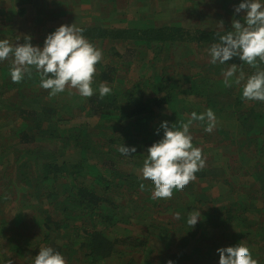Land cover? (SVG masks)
<instances>
[{
  "label": "trees",
  "instance_id": "trees-1",
  "mask_svg": "<svg viewBox=\"0 0 264 264\" xmlns=\"http://www.w3.org/2000/svg\"><path fill=\"white\" fill-rule=\"evenodd\" d=\"M95 11H98L97 2L94 4ZM60 14L66 15L67 13L61 10ZM80 28L83 29V35L97 49H99L98 45L102 43L106 45L104 41L111 42L121 38L126 43V50L151 52L152 60L155 63L162 64V68L155 74L154 85L151 84L150 79L148 80L153 90L145 95L142 92V87L138 85L127 87L123 82V79L129 75V69L117 67V63L104 66L100 61L96 65L97 70L92 84V87L96 89L94 95L90 98L83 97L81 99L84 105L81 106L79 111L86 112L83 113L84 115H80L83 119L73 121L72 125L64 126L65 121H67L64 112L72 109V106L66 104L64 110L58 105L59 100L49 99L51 90L40 87L41 74L33 67L31 78L26 74L21 83L15 84L10 76L14 57L10 56L7 60L0 61V80L2 81L0 94L6 91H16L10 97L14 100L11 102L12 106L4 108V110L0 108V119L3 121L9 119L20 121L18 126L14 125L13 128L3 131L2 136L8 138L7 140H14L15 142L11 145L20 143L23 146L21 151H17L18 154L13 156L14 160L10 159L3 173L0 172V174L8 188L16 178L11 170L17 165L21 179H19V184L16 183V186L19 185L22 189L21 193L27 198L32 197L30 201L35 202L34 196L36 193L38 194L40 203L38 212L41 214L44 228V235L35 243L36 247L32 252L24 247L23 249L16 248L14 253L23 264H33L32 257L38 254L41 245H46L60 252L65 257L66 264H143L141 260L146 262L149 257L146 253V246L151 245L154 238H145V236L140 237L139 235L130 236L124 232L112 235L107 232L132 219V215L125 213V211L129 209L130 203H133L135 195L140 192L139 188L144 186L143 181L140 178L138 179L135 173L126 171L123 166H142L147 156V149L163 137V130L160 128L162 122L165 121L160 119L163 108L172 106V102L179 98L181 94L199 93L201 91L200 84L207 82L204 78L201 83H198L192 75H189L188 78H180L182 75L176 72L179 67L176 58L182 55L180 53L182 47H201L202 45V47L208 48V46L220 43L219 37L226 35L228 32L223 30L206 31L200 28L187 29L175 25L144 30L114 29L112 25L107 28V24L104 22ZM30 37L33 44H42L41 41L38 42V39H40L39 33H31ZM19 39H23V36ZM135 40L140 41V43L132 44L129 42H136ZM139 53L142 54L143 52ZM112 56L123 58L122 53L120 56H117V54ZM235 60L236 58L229 62L233 64ZM193 61L194 59L188 60L187 65L189 67L192 64L195 65ZM226 63L228 62L222 65H226ZM256 63L257 67L249 65L250 69L248 70L243 64H237V66L240 65L250 75H253L264 70V62L257 58ZM8 65H10V68ZM104 82L107 83L111 92L101 99L99 85ZM32 86L37 89H33ZM27 91L31 93V97H43V101L38 104L40 110L21 107V104L25 103V96L20 95ZM242 100H244L242 92H238L236 105L240 106ZM206 102L207 106L211 105L210 98ZM183 103L184 101L181 99L174 105L177 106L175 109L177 113L183 114L181 111ZM251 107H256L259 110L246 109V112L259 111L260 114L256 115V118L262 119L264 124V102L252 101ZM226 108L228 107L219 105L216 109H211L224 113L227 110ZM191 111L192 113L195 112V110ZM92 117H96L97 121L100 120L101 122H96L94 125L86 123ZM173 118L166 120L170 127L172 125L179 127L181 123H185L180 120L181 117ZM236 119L240 124V128L246 131L244 137L247 138V141L241 142L242 144L236 146L237 149L233 151L235 164L218 168L216 172L218 175L224 174L226 170L233 168V171L229 174L231 177L226 180V184L230 189L226 196L233 197L235 195L237 199H241V197H244L242 185L250 181L243 174L249 173L252 169L253 172L248 175L252 177L254 172H258L261 167L264 171V163L261 161V164H255L250 170L240 169L238 168L241 162L240 151L243 152V149L252 151L253 145L258 147L256 140L264 132V127L260 131L258 127L250 122L251 117L247 118L244 115H239ZM194 123L204 126L207 122L197 120L193 121L190 126V131L194 133L193 145L201 146L199 149L202 150L203 155H206L205 150L209 149L206 144L207 142L210 144L215 142L218 137L217 131L204 133V135L194 139L199 132ZM158 131L159 134H157ZM229 133L220 134L217 143L225 144L224 142L230 141V143L235 142L236 145L240 142L235 138L233 139L236 141H233ZM123 145L130 149L135 148L136 151L124 154L119 150ZM210 148L214 151L212 147ZM260 149L264 150V146H260ZM140 150L146 152L141 154L139 153ZM237 150L240 151L236 152ZM71 153L77 155V157L79 156L77 162L68 159ZM29 155H34L33 160H36V165L28 162L27 157ZM25 159L27 160L25 161ZM19 161L20 164H17ZM206 167L202 171H204L203 174L208 175L210 168ZM198 174H195L196 177H202L201 174ZM84 179H91L92 182L88 184ZM192 185L193 181L188 184L190 187ZM153 188L154 185L149 187V189ZM189 195L186 192H180L178 201H181L183 212L174 220L170 219L172 216H168L166 221L172 227L169 226L168 235H161L158 238L159 241L164 242L165 245H170L172 239H176L174 234L188 235L187 240L193 241V245L187 244V246L191 245L190 249H184V251L178 253V256L186 260L197 252L203 254L205 251L210 250L213 261L208 260L207 264H219L218 245L226 239L216 236V241H212L213 246L210 248V246L201 244L207 238V235L201 234L202 232L208 234L211 230L218 231L221 227L231 226L232 229H237L238 232L235 233L241 236H238L239 240L230 243L228 247L234 246L243 240L250 248L252 258L257 264H264V220L249 216L248 212L251 208L249 203L240 202V200L235 201L240 202V204L234 202L233 205H239L238 213L231 216L227 213L231 212L232 209H225L224 207L215 209L212 212L215 223L212 225H207V221L211 219L209 215H200L197 220L198 223L191 227L187 223L188 213H191L189 209H192L186 203ZM6 196L0 194V199H4ZM128 196H132V198L121 201ZM160 200L154 199L151 195H147V198L144 199L145 202H150L158 209L161 204ZM168 200L163 199L164 203H167ZM183 200H185L184 203ZM172 202L174 201L172 200ZM166 211L168 214H172V212ZM126 215L129 217L127 221L124 219V216L127 217ZM147 220L149 224L146 227V234L150 235L151 231L148 232V229L150 230L154 224H159L151 218ZM212 235H217V233ZM254 237H257V239H254ZM256 243L259 245H256ZM11 255L13 256V253ZM11 255L6 253L8 258ZM194 264H200V260H196Z\"/></svg>",
  "mask_w": 264,
  "mask_h": 264
},
{
  "label": "rangeland",
  "instance_id": "rangeland-1",
  "mask_svg": "<svg viewBox=\"0 0 264 264\" xmlns=\"http://www.w3.org/2000/svg\"><path fill=\"white\" fill-rule=\"evenodd\" d=\"M87 1L88 0H0V40L7 39L9 40L10 44L15 47L18 44L25 43L26 37H30L31 33L37 32L39 33L40 38L38 39V42L41 41L42 44H33V42L31 43L33 46H39L42 48L47 36L62 25L71 26L75 24L76 27L80 28L93 26L98 22H104L107 24V28L108 26L112 25L114 26V29L144 30L149 28L157 29L162 26L169 27L171 25H175L178 27L182 26L187 29L200 28L206 31L223 30L230 32L234 31L232 28L233 20H240L243 23V17L246 15V13L243 11L240 13L235 12V8L238 7L239 4L243 2V0ZM95 2L98 3V11L94 12ZM259 2L264 5V0H259ZM61 10L66 11L67 14H60ZM22 36L23 39H19V37ZM118 39L119 38L111 42L104 41L106 45H104V43L98 45L103 54L101 63L104 66L117 63V67L120 66L121 68L129 69L128 77L123 79L125 85L127 87L138 85L143 88L142 92L145 95H148L149 91L153 90L151 88L152 86L149 85L148 80L150 79L149 81L152 85L155 84V74L161 70L162 64L155 63L152 60L153 56L151 52L146 53L144 50H126V43L124 40L121 38L119 40ZM129 42L132 44L140 43V41ZM211 46H208V48L202 47V45L201 47H182L180 52L182 55L176 58V61L179 64L176 72L179 73V75H182L180 78H188L189 75H192L198 83H201L204 78H206L207 82L200 84L201 91L199 93H189L187 95L181 94L179 98L172 102V106H174L179 100L181 101L182 99L184 101V103L181 105V111L183 114L177 113L175 111L177 106H170L168 108L164 107L161 111L160 119L166 121L173 117H181L180 120L186 123L189 119H191V110H195V113L197 112V114H203L207 111V109H216V107L219 105L228 107L226 108L228 112H226V110L224 113L213 110L217 121L214 130L217 131L218 137L220 134L224 133L223 131L228 130V132L232 134L233 141H240L239 143H236V145L235 142L232 143L234 151L237 149L236 146L242 144L241 142L247 141V138L244 137L246 131L240 128V124L237 123L238 120L236 117H239V115H244L247 118L251 117L250 122L254 126L256 125L260 131H262L261 129L264 127V124L262 119L256 118V115L260 114L259 111H254L251 113L246 112V109L259 110L256 107H251L252 101L242 100V104L236 107L235 101L237 94L238 92H242L244 84L246 83L248 77L251 76L247 71L250 69L249 65L247 63H242L239 58H236L235 64H243L247 70L241 68V66L238 65L236 77H239L242 71L244 79L241 80L239 85L233 82L235 87L232 84V87L226 88L223 83V73L231 66V63L228 61L226 65H220V63L217 62L215 65H213L210 62L211 56L209 53ZM139 52L143 53L140 54ZM121 53L123 54V58H114L112 56L114 54L120 56ZM191 59H194L193 62L195 65L192 64L189 67L187 63L188 60L191 61ZM8 67L10 68V65H8ZM234 79L235 77L233 80ZM1 82L2 81L0 80V84ZM32 88L37 89L35 86H32ZM15 92L16 91H6L3 94H0L1 109L4 110V108L12 106L11 102L14 100L10 99V97L13 96ZM20 96H25V103L21 104L20 102H16L17 104H21V107L40 110V106L38 104L43 101V97H31V93L28 91L23 92V94ZM82 98L83 97L79 94L77 89L70 87H66L65 91L62 93H58L55 96H50L49 99L55 101L59 100L58 105L64 110L66 108V104L72 106V109L66 111L67 113L64 112L67 119V121L64 123V126L72 125L73 121H81L83 119L80 117V115H84L83 113L86 112L79 111L81 106L84 105L83 100L81 101ZM209 98L211 105L207 106L206 101H208ZM231 109H233L232 112L229 111ZM99 121L100 120L97 121L96 117H92L86 123L94 125ZM205 121L207 122V120ZM19 123L20 121L16 119H9L6 121L0 119V172L2 173L5 166L10 162V159L14 160L13 156L18 154L17 151H21V147H23L20 143L11 145V143L15 141L7 140L8 138L2 136V132L6 129L13 128L14 125L18 126ZM107 123H109V121H107ZM194 125L196 127H193L199 129V132L195 135L194 139H197L199 136L207 133L203 131L207 124L202 126L200 124L194 123ZM190 134L193 137L194 133L192 131H190ZM262 134L259 136L258 140H256L258 147L253 145L252 151H245V149H243V152L240 150L236 151H240V154L242 155L240 167L238 168L250 170L253 168L257 160L264 162V150L260 149L261 145L264 146V132ZM217 138L215 139V142H217ZM215 142L212 145L207 142L206 146L213 147L214 151H212L209 147V149L206 150V155L202 154V157L205 162V167L215 165V170L212 171V169H210V173L217 175L216 171L218 168L225 167L227 165L232 166L235 164V162L233 151L230 150L231 146L223 145L220 148L215 149ZM194 147L200 148L201 146ZM145 152V150L139 151L141 154ZM27 158L29 163L36 165V160H33L34 155H29ZM68 159L72 162H77L79 156L77 157V155L71 153ZM26 160L27 159H25V161ZM17 164H20V161ZM141 167L142 166L133 167L131 165L123 166L126 171L135 173L136 176H138V179L140 178L143 181L144 186L139 188L140 192L135 195L133 203H130L129 209L125 211V213H130V215H132V219L130 220L128 215H126L128 218L124 216L125 221L129 219L127 223L120 224L119 226L113 228L112 230H108L107 232L111 233L112 235H118L119 233L124 232L126 235L130 236L139 235L140 237L145 236V238L152 237L154 238V242L151 243V245L146 246V253L149 256L148 260L146 262L141 260L143 261V264H170V262L172 264L176 259L175 253H178L180 250L184 251V249L189 250L191 245L187 246V244L193 245V241L191 242V240H187L188 235H184L182 233L174 234L176 235V239H172V244L170 245H165L163 244L164 242H161L158 239L161 235H168L167 231L170 229L169 226L172 227V225H169V223L166 221L168 216H172L170 219L174 220L177 219L179 214H182L183 212L181 201H178V190L173 191L172 198L169 199L167 203H164L163 199H161L159 209L155 208L150 202H145L144 199L147 198V195L152 196L154 188L149 189V187L153 185L150 180H144L141 178L138 171ZM17 168L18 167L16 165L14 168L15 170H11L12 174L16 176V178L14 181H12L11 186L8 188L6 186V182L4 184L0 174V194L7 195L6 198L0 199V264H23L14 253L16 248L23 249L25 247L28 251L32 252L36 247L35 243L44 235L43 223L40 217L41 214L38 212L40 207L38 194H35V202H33L30 201L32 197L29 199L27 196L21 193L22 189L19 187V185L18 187L16 186V183L19 184V179H21L19 177V170H17ZM24 169L27 171L25 166ZM84 181L88 184L92 182L91 179H84ZM261 185L264 186L262 183ZM205 186L206 183L202 182L198 185V188H205ZM223 192V190L218 192L221 194V196L216 198V201L221 202L222 205H224V203L229 198L226 196L228 192ZM189 194L190 195L187 198L189 206L192 207V209H189L190 212L198 211L200 215H209L211 219L207 221V225L214 224V214L212 213L211 207L212 202L210 201L209 196L210 193L208 194L207 192L198 191L196 183L192 189H190ZM131 198L132 196H128L121 201H127ZM172 200L174 202H172ZM191 201L195 207L190 205ZM261 207H264V196H262L260 200L251 206L248 212L249 216L251 218L253 217L259 220H264ZM166 210L172 212V214H168ZM148 218L155 220L154 222H158L159 224H154L151 226L152 228L150 230L148 229V232L151 231L150 235L146 234V227L149 224L147 223ZM252 227L254 228V226ZM235 232H238V230L232 229L231 227H221V229L218 231L211 230L208 232V234L202 232L201 235H207V238L201 242V244L210 246V248H212V241H216V236H221L226 240L220 242L218 247H228L230 243L239 240L238 236H241L237 235ZM214 233H217V235H212ZM254 239H257V237H254ZM256 245L259 244L256 243ZM6 253L8 255L13 253V256L11 255L8 258ZM181 258V264H194L196 260H200V264H207L208 260L213 261L211 259V252L206 251L203 254L197 252L186 260H183V257Z\"/></svg>",
  "mask_w": 264,
  "mask_h": 264
},
{
  "label": "clouds",
  "instance_id": "clouds-1",
  "mask_svg": "<svg viewBox=\"0 0 264 264\" xmlns=\"http://www.w3.org/2000/svg\"><path fill=\"white\" fill-rule=\"evenodd\" d=\"M242 11L246 13L243 23L234 19V31L220 36V43L213 44L209 49L213 65L217 62L224 64L234 58H239L252 67H257V58L264 62V5L259 0H243L235 8L236 13ZM10 56L14 57L10 70L13 83H21L26 74L31 78L34 67L41 74L40 87L51 90L50 96L70 87L77 89L82 97L90 98L94 95L92 84L96 65L102 60L103 54L102 50L97 49L83 35V29L73 24L62 25L49 34L42 48L33 46L31 37H26L25 43L15 47L7 39L0 40V61L7 60ZM236 73L235 63L224 71L223 83L226 88L232 87L233 82L239 85L244 79L242 71L239 77H236ZM110 92L106 82L99 85L101 99ZM242 98L264 102V70L248 77L243 86ZM197 120H207L204 130L208 133L214 131L217 121L211 108L200 115L193 112L191 119L181 123L179 127H170L167 121L160 125L163 137L147 149V156L138 170L142 179L153 183V198L171 199L174 190H183L205 166L202 150L193 146L190 134V126ZM119 150L124 154L136 151L135 148L130 149L124 145ZM199 217L198 211L188 213V225L194 227ZM217 253L219 264H257L243 240L234 246L219 248ZM32 261L33 264H66L65 257L60 252L46 245L40 246Z\"/></svg>",
  "mask_w": 264,
  "mask_h": 264
},
{
  "label": "crops",
  "instance_id": "crops-1",
  "mask_svg": "<svg viewBox=\"0 0 264 264\" xmlns=\"http://www.w3.org/2000/svg\"><path fill=\"white\" fill-rule=\"evenodd\" d=\"M236 107H237V105H236ZM229 111L232 112L233 109H231ZM237 123H238V121H237ZM223 132L225 134L226 133H229L228 130H225ZM229 136H232V134L229 133ZM224 143L225 144H223V143L218 144L217 142H215L214 148L215 149H218L221 146L225 145V146H231L230 147V150L233 151L234 147H233V144L230 143V141H226ZM212 144H210V145H212ZM209 147H211V146H208V148ZM240 158L242 159V155L241 154H240ZM260 162L261 161L257 160L255 162V164H258L259 165V164H261ZM204 167L200 171L197 172V173H199L198 175L201 174L202 177L198 178L199 176H197L196 179L193 181V185L191 187L187 185L186 187L183 188V190H178V193H177L178 195H180V192L181 193H185L186 192L187 194H189L190 189H192V187L197 183V189H198V191L207 192L208 194L210 193L209 196H210V201L212 202V204H211L212 212L215 209H220L221 207H224L225 209H232L231 212H228L227 213V215H230L231 216L232 214H237L238 213V209H239L238 207H239V205L233 206L235 203L240 204V202L244 201V202L249 203L250 204L249 206H252L258 200H260V198L264 194V186L261 185V183L264 184V171H263L262 167H261V169L258 172H254V174H253L252 177L248 176V175H250L253 172L252 169H251L249 171V173L243 174L246 178L250 179V181H251V182L249 181V183H247V184L242 185V188H243L242 192L244 193V197H241V199L240 198L237 199L235 197V195H233V197L229 196L228 200L224 203V205H222L221 202L216 201V198H218V196H221V194L218 193V192H220L222 190L224 192H230L229 186L226 184V180H228V177H231V175L229 176V174H230V172L233 171V168H230V169L226 170V173H224V174L222 173V174H219V175L218 174L215 175V174L209 173L207 175V174H203L204 171H202V170L204 169ZM206 168H210L213 171V170H215L214 169L215 168V165H211V166L206 167ZM202 182H205L206 183V186H205V188L199 189L198 188V185L200 183H202ZM198 200H200V199H198ZM239 200H240L239 203L238 202H235V201H239ZM184 202H185V200H183V203ZM194 202H195V199H194ZM186 203L189 205V202L188 201ZM190 205L193 206V207H195V205H193L192 201L190 202ZM205 205H206V203H205ZM263 209H264V207H261V211L263 213L262 215H264ZM228 227H231V226H228ZM181 251H183V250H180L178 253H180ZM207 252H211V251L208 250ZM178 253H175L176 259L174 260L173 264H181V256H178Z\"/></svg>",
  "mask_w": 264,
  "mask_h": 264
}]
</instances>
